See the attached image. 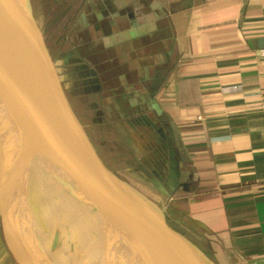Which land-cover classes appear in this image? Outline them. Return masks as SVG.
Returning a JSON list of instances; mask_svg holds the SVG:
<instances>
[{"label":"crops","instance_id":"crops-1","mask_svg":"<svg viewBox=\"0 0 264 264\" xmlns=\"http://www.w3.org/2000/svg\"><path fill=\"white\" fill-rule=\"evenodd\" d=\"M27 2L101 161L116 133L216 264H264V0Z\"/></svg>","mask_w":264,"mask_h":264},{"label":"water","instance_id":"water-1","mask_svg":"<svg viewBox=\"0 0 264 264\" xmlns=\"http://www.w3.org/2000/svg\"><path fill=\"white\" fill-rule=\"evenodd\" d=\"M11 136L44 158L66 195L68 228L57 219L58 241L51 248L45 233L51 224L42 226L34 216L23 171L16 176L21 152L10 150ZM0 179L46 264H59L55 247L62 230L71 249L67 264H216L150 212L148 203L95 154L62 91L27 0H0Z\"/></svg>","mask_w":264,"mask_h":264},{"label":"rangeland","instance_id":"rangeland-1","mask_svg":"<svg viewBox=\"0 0 264 264\" xmlns=\"http://www.w3.org/2000/svg\"><path fill=\"white\" fill-rule=\"evenodd\" d=\"M43 32L44 44L47 46V44L52 43L55 39V37H53L54 31L44 30ZM114 135L116 137L117 134L112 132L104 134L105 137L110 136V140L107 144L109 151L102 150L101 152L102 157L108 163L109 167L118 171L116 173L137 192L139 195L138 197L148 203L150 212L155 214L157 218L173 229L181 232L203 251L206 250L207 252L208 250L205 244H198L195 233L189 231L185 226H181L179 223L172 221L169 219L168 215L164 214L161 210V205H158V203L162 204L164 202V198L156 192L152 182L145 180V177L138 172L136 166L130 164L133 162V158L129 154L130 150L122 149L123 144L120 141L118 142L117 137L114 141ZM132 169L134 172H132ZM3 225L9 229L7 230L10 233L9 237H5L6 231L3 229ZM48 237L50 240L58 241V239H55L50 233ZM8 239H10V241ZM8 243L11 244L12 249L9 248ZM57 244L58 246H56L55 249L59 251L58 263L67 264L69 262L68 255L64 251L66 245L63 246V241L60 240ZM49 246L51 248L53 242L50 243L49 241L48 247ZM12 251L21 259L26 260L27 264H46L39 250L32 242L14 206L6 199L0 179V264H16Z\"/></svg>","mask_w":264,"mask_h":264},{"label":"bare ground","instance_id":"bare-ground-1","mask_svg":"<svg viewBox=\"0 0 264 264\" xmlns=\"http://www.w3.org/2000/svg\"><path fill=\"white\" fill-rule=\"evenodd\" d=\"M15 137H9V148L15 153L17 151L21 152V159L18 158L20 170L17 171L16 176H23L21 173V171H23L25 177L24 181H26L27 184L26 201H28V204L30 203V209L32 208L35 217L38 216V220L42 222V226H44V223L47 221L51 224V228L48 227V229H45L46 235L50 233L52 236H56L57 234L54 231L55 223H57L56 221L60 220V223H63L62 227L68 228V224L66 223L67 216L64 209V207H67L66 195L64 191H62L61 184H58V178L55 175L56 172L49 166L44 158H42L28 142L21 140L18 136ZM64 234L65 232L62 230V232L59 233V239L61 237L60 240L63 241L65 246L66 237L64 238ZM50 241L51 243L54 242L53 240ZM64 249L68 255V261H70L69 256L71 249L69 250L66 246ZM92 259L96 261L99 260L97 257L91 258V261Z\"/></svg>","mask_w":264,"mask_h":264}]
</instances>
